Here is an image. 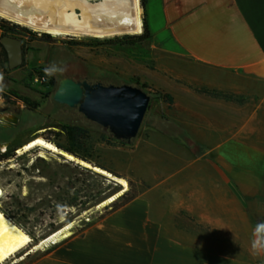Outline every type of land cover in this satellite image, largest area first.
Returning a JSON list of instances; mask_svg holds the SVG:
<instances>
[{
	"label": "rangeland",
	"instance_id": "rangeland-1",
	"mask_svg": "<svg viewBox=\"0 0 264 264\" xmlns=\"http://www.w3.org/2000/svg\"><path fill=\"white\" fill-rule=\"evenodd\" d=\"M87 1L96 4L102 0ZM152 6L148 4L146 18L153 38L144 44L117 41L125 36L139 35L97 39L48 34L51 38L44 40L41 35L47 33L28 28L36 37H18L24 45V66L14 70L4 62L0 46V73L4 77V90L0 92V118L19 119L16 124L7 123L0 127V187L3 190L0 210L11 214L12 219L32 235L34 244L68 225H73L68 234L82 231L89 224L85 221L87 218L92 222L93 218L105 212L98 206L123 188L93 169L81 167L40 148L19 154V149L38 137L57 144L65 151L72 146L61 131L62 125L69 124L54 119L44 110L48 100L59 107L54 101L57 88L51 86V81L58 85L68 75L90 76L105 82L139 84L151 94H169L168 88L179 87V81L165 72L161 65L163 51L157 32L162 21L158 6L154 5L155 10H151ZM76 12L80 13L79 10ZM50 64L65 68V71L46 76L44 69ZM30 74L34 76L30 77ZM205 92L217 104H225L226 111L231 112L230 117L224 118L222 132L200 131L199 117L195 113L184 114L193 135L177 132L170 126L168 117L177 118L182 106L177 107L175 99L172 106L153 100L145 123L143 121L138 136L131 143L114 140L107 129L90 122L82 114L77 115V120L70 125L80 124L89 130L87 139L73 148L114 176L127 180L129 190L126 193L129 195L144 189L153 173L160 175V166L167 163L179 165L200 159L225 169V177L228 178L242 172L255 182L253 193L247 197L249 208L255 220L264 221V95ZM28 101L31 105L40 104V107L30 109L26 105ZM219 134L226 136L223 141L232 140L255 148L257 152L253 151L246 157L258 169L246 171L239 166H230L217 152L209 153L210 146L222 141L217 138ZM186 137L192 140L190 145L194 142L203 149L192 151L187 148L184 145ZM43 153L45 156L42 157ZM47 246L26 257L22 253L4 264H48L46 257L52 248Z\"/></svg>",
	"mask_w": 264,
	"mask_h": 264
},
{
	"label": "crops",
	"instance_id": "crops-1",
	"mask_svg": "<svg viewBox=\"0 0 264 264\" xmlns=\"http://www.w3.org/2000/svg\"><path fill=\"white\" fill-rule=\"evenodd\" d=\"M149 3L162 21L161 65L179 81L167 92L182 109L168 119L190 132L184 114H197L200 131H224L231 112L205 91L264 95V0ZM217 138L222 141L209 153L230 166L258 169L246 157L255 148ZM159 170L130 202L113 209L118 199L82 231L44 243L52 248L48 264H264V251L252 248L258 221L247 197L254 180L242 172L225 177V169L200 159Z\"/></svg>",
	"mask_w": 264,
	"mask_h": 264
},
{
	"label": "bare ground",
	"instance_id": "bare-ground-1",
	"mask_svg": "<svg viewBox=\"0 0 264 264\" xmlns=\"http://www.w3.org/2000/svg\"><path fill=\"white\" fill-rule=\"evenodd\" d=\"M76 10H79L77 14ZM0 17L7 21L29 28L35 32L50 34L54 37H91L97 39L143 33V9L141 0H102L91 4L87 0H0ZM40 148L76 160L75 156L57 147L43 137L35 138L19 149V154ZM45 156L44 153L41 155ZM101 175L114 179L123 188L103 201L98 208H104L120 199L128 190L127 180L112 175L107 170L83 162ZM3 190L0 187V198ZM73 225H68L38 244L32 235L10 216L0 210V264L18 255L23 257L37 251L44 243L54 241L60 234ZM58 241V240H57ZM22 257V258H23Z\"/></svg>",
	"mask_w": 264,
	"mask_h": 264
},
{
	"label": "water",
	"instance_id": "water-1",
	"mask_svg": "<svg viewBox=\"0 0 264 264\" xmlns=\"http://www.w3.org/2000/svg\"><path fill=\"white\" fill-rule=\"evenodd\" d=\"M142 9L144 10L143 7ZM0 43L7 52L9 68L14 70L22 66L24 62L22 41L12 36H3ZM150 100L147 92L128 84L104 86L89 84L86 81L76 82L70 78L62 79L54 93L55 102L77 108L87 120L107 129L114 139L127 143H131L138 136ZM5 118L8 116L0 118V127L5 126ZM18 120V117H14L11 122L16 124ZM75 158L76 160L66 159L88 168L82 164L86 161ZM109 179L118 184L116 180Z\"/></svg>",
	"mask_w": 264,
	"mask_h": 264
},
{
	"label": "trees",
	"instance_id": "trees-1",
	"mask_svg": "<svg viewBox=\"0 0 264 264\" xmlns=\"http://www.w3.org/2000/svg\"><path fill=\"white\" fill-rule=\"evenodd\" d=\"M149 4V0H141V5L142 7L145 9V17L143 19V22H144V32L142 33V35H139V36H125L124 38L122 39H119L117 41H127L131 44H144L145 42H148L150 40H152L153 38V35L148 27V20L146 18V9H147V6ZM0 31L2 32V37L3 36H12V37H15V38H18V37H24V36H31V37H36V34L35 33H32L28 28H25V27H22L18 24H14V23H11V22H8L7 20H0ZM41 38L42 39H50L51 36L48 35V34H43L41 35ZM0 46L3 48V46L1 45L0 43ZM23 48H24V45H23ZM3 55H4V62L8 63V56H7V52L6 50L3 48ZM24 66V62L22 64V66L20 67H23ZM35 72H38V70H35ZM34 74H30V77H33ZM124 84H127V83H117L116 85L117 86H120V85H124ZM59 85V84H58ZM58 85L57 83H55L54 81H51V86H53L54 88H58ZM131 86H134V87H137V88H140L142 90L145 89V86H141L139 84H132ZM145 91V90H144ZM146 92V91H145ZM147 94L151 97V100H150V104H149V107H148V111L151 107V103L153 100H158V101H162V102H165L167 104H169V106H172L173 103H174V97L170 94H163L162 92H155L154 94H151V93H148ZM5 98L7 99L6 101L9 102L8 100V96L5 95ZM27 107H29L30 109L33 108V110H36L40 107V104H36V105H31L29 103V101L27 102ZM147 111V112H148ZM147 119V114H146V117L144 119V123ZM170 126H172L173 128H175V130L177 132H180V133H185L182 128H180L176 123L174 122H169ZM88 128L87 127H84L80 124H77V125H62L61 126V131L62 133L65 135V137L67 138V140L69 141V143L72 145L70 148H67L66 151L62 148H60L57 144V147L64 150L65 152L81 159V160H84L88 163H91L93 166H97V167H100V168H103L101 166H99L98 164H96L95 162H93L91 159H89L88 157L80 154L77 150H75L73 147L77 146L78 144H81L83 143L86 139H87V134H88ZM111 138L114 139V137L110 134ZM116 140V139H114ZM123 143H127L125 141H122ZM175 142L177 143H180L178 142L177 139H175ZM192 142V140L189 138V137H186V144H184L185 146H187V148L191 149L192 151H194L196 148H200V149H203V146H201L200 144H196L193 142L192 145H190ZM205 149V148H204ZM205 152V151H204ZM203 153V152H202ZM199 156V155H197ZM104 169V168H103ZM107 170V169H105ZM121 178V177H119ZM135 195H129V194H124L120 199H121V203H116L113 207V209H115L116 207L122 205V204H126L128 202H130L133 198H134ZM4 212V211H3ZM6 215L10 216L11 217V214L7 213V212H4ZM13 218V217H11Z\"/></svg>",
	"mask_w": 264,
	"mask_h": 264
},
{
	"label": "flooded vegetation",
	"instance_id": "flooded-vegetation-1",
	"mask_svg": "<svg viewBox=\"0 0 264 264\" xmlns=\"http://www.w3.org/2000/svg\"><path fill=\"white\" fill-rule=\"evenodd\" d=\"M25 57V55H24ZM66 78H70L76 82H88L89 84H101L104 86L116 85L115 81H103L101 79H92L90 76H80V75H68ZM47 102V101H46ZM57 103V102H56ZM60 107H56L54 102H48L45 105V112L50 114L54 119L59 120L60 122L72 124L73 121L77 120L76 116L81 115L77 108H71L67 105H62L57 103Z\"/></svg>",
	"mask_w": 264,
	"mask_h": 264
},
{
	"label": "clouds",
	"instance_id": "clouds-1",
	"mask_svg": "<svg viewBox=\"0 0 264 264\" xmlns=\"http://www.w3.org/2000/svg\"><path fill=\"white\" fill-rule=\"evenodd\" d=\"M64 71L65 68L58 67L56 64H50L44 69L46 76H53L56 73H62ZM3 80V74L0 73V92L4 90ZM254 235L256 236V239H254L252 242V248L254 252L264 251V221H260L256 224Z\"/></svg>",
	"mask_w": 264,
	"mask_h": 264
},
{
	"label": "built area",
	"instance_id": "built-area-1",
	"mask_svg": "<svg viewBox=\"0 0 264 264\" xmlns=\"http://www.w3.org/2000/svg\"><path fill=\"white\" fill-rule=\"evenodd\" d=\"M104 212H101V215L103 214ZM86 223H90L91 222V219L90 218H87L86 220Z\"/></svg>",
	"mask_w": 264,
	"mask_h": 264
}]
</instances>
